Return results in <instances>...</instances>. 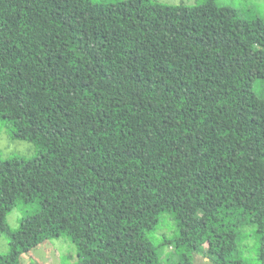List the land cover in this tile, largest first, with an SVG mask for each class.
I'll return each instance as SVG.
<instances>
[{
    "label": "trees",
    "instance_id": "obj_1",
    "mask_svg": "<svg viewBox=\"0 0 264 264\" xmlns=\"http://www.w3.org/2000/svg\"><path fill=\"white\" fill-rule=\"evenodd\" d=\"M61 1L0 0V120L36 148L0 156V264L60 236L75 264H247L246 225L264 264V18L216 0ZM22 203L34 212L11 230ZM164 213L177 230L154 244Z\"/></svg>",
    "mask_w": 264,
    "mask_h": 264
},
{
    "label": "rangeland",
    "instance_id": "obj_2",
    "mask_svg": "<svg viewBox=\"0 0 264 264\" xmlns=\"http://www.w3.org/2000/svg\"><path fill=\"white\" fill-rule=\"evenodd\" d=\"M93 2L115 3L122 0H92ZM157 2L177 5H194L203 0H156ZM55 6L64 12L65 8L61 0H52ZM219 7H232L240 17L258 16L264 18V0H216ZM70 67L80 76L89 70L87 59L78 57ZM36 153L35 145L27 140L11 138L8 127L0 120V156L6 159L12 155L31 157ZM34 212L32 206L25 203L12 209L7 215L6 221L11 230H16L20 219ZM174 216L164 213L160 216L159 225L147 235L154 244H159L164 238L170 239L176 233ZM243 239L239 242L240 256L247 264H259L257 259L258 238L253 225H246L241 228ZM206 248L205 241L202 242ZM9 249L8 238L5 233L0 235V254L7 253ZM161 258L178 261V253L173 245H163L160 248ZM204 254H193V264H213ZM78 259L75 245L66 237L48 239L34 247L27 253L21 255L20 264H75Z\"/></svg>",
    "mask_w": 264,
    "mask_h": 264
},
{
    "label": "crops",
    "instance_id": "obj_3",
    "mask_svg": "<svg viewBox=\"0 0 264 264\" xmlns=\"http://www.w3.org/2000/svg\"><path fill=\"white\" fill-rule=\"evenodd\" d=\"M207 259V258H206Z\"/></svg>",
    "mask_w": 264,
    "mask_h": 264
}]
</instances>
